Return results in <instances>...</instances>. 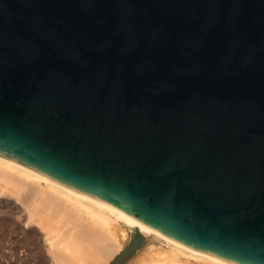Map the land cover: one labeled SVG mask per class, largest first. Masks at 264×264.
<instances>
[{
	"label": "water",
	"instance_id": "1",
	"mask_svg": "<svg viewBox=\"0 0 264 264\" xmlns=\"http://www.w3.org/2000/svg\"><path fill=\"white\" fill-rule=\"evenodd\" d=\"M0 162L264 264V0H0Z\"/></svg>",
	"mask_w": 264,
	"mask_h": 264
},
{
	"label": "bare ground",
	"instance_id": "2",
	"mask_svg": "<svg viewBox=\"0 0 264 264\" xmlns=\"http://www.w3.org/2000/svg\"><path fill=\"white\" fill-rule=\"evenodd\" d=\"M23 211L22 222L12 218ZM9 211V229L26 235L16 238L9 233L12 249L21 246L22 257L6 264H111L127 246L135 223L119 218V212L106 211L65 191L49 185L45 178L0 162V212ZM13 212V211H12ZM5 218L8 219V216ZM42 233L47 245L39 249L31 234ZM145 244L123 264H207V258H190V252L176 250L173 241L139 230Z\"/></svg>",
	"mask_w": 264,
	"mask_h": 264
},
{
	"label": "rangeland",
	"instance_id": "3",
	"mask_svg": "<svg viewBox=\"0 0 264 264\" xmlns=\"http://www.w3.org/2000/svg\"><path fill=\"white\" fill-rule=\"evenodd\" d=\"M13 206H9V211H11L12 214V218L15 219V221L17 223L22 222L23 218H24V212L23 211H14ZM9 211H3L0 212V264H6L9 261H13V260H18L19 258H21L22 255V250L25 249V247H21L18 246L14 247L12 249V245H11V241L9 239V233L12 232V235L16 238H23L26 237L25 234H23L22 232H20L18 229L16 230H12L9 229ZM13 211V212H12ZM6 216H8V219L5 218ZM31 239H37L38 243L36 244V246L39 249H42L44 252L47 250V245L46 242L44 241V238L42 236V233H35V234H31ZM46 254V252H45ZM50 260H48V255H47V260L43 261L41 264H50Z\"/></svg>",
	"mask_w": 264,
	"mask_h": 264
}]
</instances>
